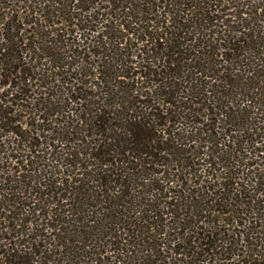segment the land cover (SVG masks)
<instances>
[{"label": "trees", "instance_id": "trees-1", "mask_svg": "<svg viewBox=\"0 0 264 264\" xmlns=\"http://www.w3.org/2000/svg\"><path fill=\"white\" fill-rule=\"evenodd\" d=\"M0 264H264V0H0Z\"/></svg>", "mask_w": 264, "mask_h": 264}, {"label": "rangeland", "instance_id": "rangeland-1", "mask_svg": "<svg viewBox=\"0 0 264 264\" xmlns=\"http://www.w3.org/2000/svg\"><path fill=\"white\" fill-rule=\"evenodd\" d=\"M42 63L43 62H45V60L43 59L42 61H41ZM47 63V62H46ZM46 67H47V64H46ZM38 86H36L35 85V83H34V89H36ZM39 90H41V89H39ZM23 119V121H27L28 119L26 118V117H23L22 118ZM40 140H41V138H40ZM42 141V140H41ZM41 148H47V145L46 144H42V146H41ZM40 161L43 163V164H46L47 163V158L45 159V158H41L40 159ZM11 166H13V164H11L10 165V167ZM40 174H42V171L41 172H38V175H40ZM25 202H27V201H25ZM24 211V210H23ZM25 212V211H24ZM26 213H28L27 211H26ZM32 218H33V216H31ZM30 218V217H29ZM36 217H34V219H35ZM37 223H38V225H37ZM18 227H21V228H23L24 230H28L29 229V231H28V233H29V235L31 236L32 234H34L35 235V233H37L38 232V234H40V235H42V234H47V220H45V219H43V218H40V220L39 221H37V222H35V223H29V220H28V223H26V222H22V221H20V224L18 225ZM36 227V229H34Z\"/></svg>", "mask_w": 264, "mask_h": 264}]
</instances>
